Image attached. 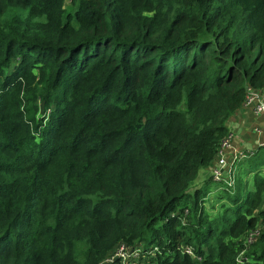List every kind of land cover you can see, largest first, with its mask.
Wrapping results in <instances>:
<instances>
[{"label": "trees", "instance_id": "1", "mask_svg": "<svg viewBox=\"0 0 264 264\" xmlns=\"http://www.w3.org/2000/svg\"><path fill=\"white\" fill-rule=\"evenodd\" d=\"M248 86L264 0H0V264H264V176L191 189Z\"/></svg>", "mask_w": 264, "mask_h": 264}, {"label": "built area", "instance_id": "2", "mask_svg": "<svg viewBox=\"0 0 264 264\" xmlns=\"http://www.w3.org/2000/svg\"><path fill=\"white\" fill-rule=\"evenodd\" d=\"M244 105H250L253 114L257 117L264 118V89L258 90L248 86L245 93ZM264 129V121H263ZM235 135L228 132L221 141L216 163L211 167L213 180L223 181L228 186L234 184L232 177V167L235 161L242 160L250 156L252 151L246 149H238L234 145ZM264 146V145H262ZM259 234V230L255 229L246 237V245L252 243L254 238ZM157 247L144 248L142 245L119 244L115 250L104 259L106 264H156L155 252ZM184 253L193 256L194 250L191 246L184 249ZM200 259V258H198ZM244 258L238 257L237 261L242 262ZM151 261V262H149Z\"/></svg>", "mask_w": 264, "mask_h": 264}, {"label": "crops", "instance_id": "3", "mask_svg": "<svg viewBox=\"0 0 264 264\" xmlns=\"http://www.w3.org/2000/svg\"><path fill=\"white\" fill-rule=\"evenodd\" d=\"M263 121V117L260 118L253 114L250 105H244L243 103L230 120L227 121L228 130L233 132L235 135L234 145H236L238 149H246L249 152L254 150L252 151L253 153H255L259 147H264L262 146L264 145ZM249 159L250 158L248 156L243 158L240 162V166L242 171L247 173V175L243 174V180L247 182V187L252 188L250 176L253 170L247 167V165L251 162ZM211 167L202 169L199 172L194 181L193 187H200L210 178V174H212ZM215 189L217 188H212L211 194L215 191ZM216 202L219 203L220 201L217 200Z\"/></svg>", "mask_w": 264, "mask_h": 264}, {"label": "rangeland", "instance_id": "4", "mask_svg": "<svg viewBox=\"0 0 264 264\" xmlns=\"http://www.w3.org/2000/svg\"><path fill=\"white\" fill-rule=\"evenodd\" d=\"M67 3L68 2H66V4ZM216 160H217V156H216V159L214 161V164L216 163ZM240 161L241 160H239V161L236 160L235 163H234V165H233V167H232L231 173H232V177H233L234 184H235L236 178L240 179L241 182H245V180H243V174H246L247 175V173H245V172L242 171V168L240 166ZM263 161H264V159H263ZM256 171L261 176H264V162H261V157H259V160L256 163V167L253 168V172L251 173V176H250V183H252L253 175H254V172H256ZM234 184L229 185L230 189L233 190V185ZM192 188H193V186L191 187V189ZM191 189H190V191H192ZM219 191H220V189L217 188V189H215V191L212 194H210L207 197V201L205 202V206L204 207H205L206 210L210 211V213H214L216 210H219V206L220 205H218V204H220V203L216 202L218 200V199H216V196L218 195ZM224 202L226 203L228 201H226L224 199Z\"/></svg>", "mask_w": 264, "mask_h": 264}]
</instances>
